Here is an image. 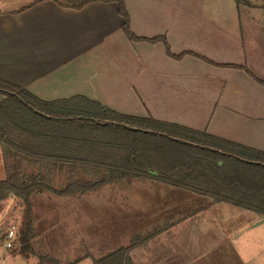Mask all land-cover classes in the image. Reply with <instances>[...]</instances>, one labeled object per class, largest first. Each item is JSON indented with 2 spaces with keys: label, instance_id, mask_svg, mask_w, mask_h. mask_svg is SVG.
I'll use <instances>...</instances> for the list:
<instances>
[{
  "label": "crops",
  "instance_id": "1",
  "mask_svg": "<svg viewBox=\"0 0 264 264\" xmlns=\"http://www.w3.org/2000/svg\"><path fill=\"white\" fill-rule=\"evenodd\" d=\"M163 4L157 1L156 6ZM154 6L147 1L125 3L132 39L123 31L116 2L96 1L73 9L54 0H33L0 11V80L43 101L89 99L79 90L91 83L98 87L109 65L119 97L128 96L138 106L132 115L264 151V51L254 38L258 33L229 34L215 18L203 17L192 28L194 39L204 41L205 47L209 43L210 48L198 43L183 48L184 26L179 27L177 38L171 37L172 50L169 18L154 22L134 14L135 8ZM180 21L187 22L183 16ZM153 37L164 38L169 52L181 56L168 54L162 41L143 39ZM165 191L173 201L177 200L174 193L191 205L177 209L165 205L167 212L162 214L151 211L148 220L153 225L141 233L151 238L143 248L130 251L133 263L264 264L259 240L246 248L245 237L247 230H256L264 222V215L225 202L209 204L201 195L171 186ZM133 215L128 217L132 231L127 237H141L135 233L141 221ZM136 251L144 263L135 262Z\"/></svg>",
  "mask_w": 264,
  "mask_h": 264
},
{
  "label": "trees",
  "instance_id": "2",
  "mask_svg": "<svg viewBox=\"0 0 264 264\" xmlns=\"http://www.w3.org/2000/svg\"><path fill=\"white\" fill-rule=\"evenodd\" d=\"M54 1L73 9L116 2L125 35L135 38L123 0ZM143 39L162 41L168 54L181 56L169 52L164 38ZM0 96V145L7 173L0 181V201L13 197L24 203L15 238L24 256L37 236L31 205L36 192L82 196L107 185L152 179L201 195L209 204L225 202L264 215V151L179 124L118 113L84 96L43 101L1 80ZM54 168L62 170V186L48 179ZM150 238L134 236L93 264H135L130 251ZM38 264L58 261L43 255Z\"/></svg>",
  "mask_w": 264,
  "mask_h": 264
},
{
  "label": "rangeland",
  "instance_id": "3",
  "mask_svg": "<svg viewBox=\"0 0 264 264\" xmlns=\"http://www.w3.org/2000/svg\"><path fill=\"white\" fill-rule=\"evenodd\" d=\"M30 1L33 0H0V11L14 10ZM123 1L124 5L127 3L129 6L132 2H154V7L133 9L134 14L154 22L161 17L169 18L172 50L175 44L171 37L177 38L179 27L182 29L184 26L185 39L180 40L183 48H190L189 46L192 48L197 43L203 48H210L209 43L205 47L204 41L199 43L194 39L196 31L192 28L197 23V19L212 17L226 33L235 35L240 32L258 33L254 38L261 46L260 50L264 51V0ZM157 1L165 4L156 6ZM182 16L187 20L184 25L182 21L177 22V19ZM154 24L151 25L155 26ZM181 33L184 35L183 32ZM104 68L108 69L102 72L98 87L91 83V87L79 91L84 92L89 99L115 112L135 114L138 110L136 103L128 96L119 97L114 71L110 70L109 65ZM125 76L128 79V73ZM126 92L129 93V90L126 89ZM53 170L52 176L48 179L54 185L62 186L66 182L61 174L62 170L60 172L56 168ZM6 175L0 151V181L5 179ZM74 176L79 178V172L75 171ZM166 187L169 185L133 179L118 186L107 185L82 196L72 194L59 196L50 192L33 193L31 205L37 236L26 256L17 251L18 245L15 239L11 247H6L7 232L12 226L17 231L24 210V203L21 200L7 197L0 201V264H38L39 257L43 255L56 259L58 264H93L94 260L130 243L129 240L132 237L127 236H129V230L132 231L128 221L131 213L134 212L133 216H137V219L141 221L139 225L142 226L135 232L141 234L143 230H150L153 225L148 220L152 217L151 211L156 210L157 214H162L167 212L165 205L167 207L175 205L176 209L179 208L178 205H185V207L191 205V201L183 200L182 196L178 197L174 193L172 196L177 200L173 201L171 195L165 191ZM114 219L116 224L113 223ZM245 233L249 241L246 248L250 246V242L259 240L263 250L261 254L259 253V257L264 261V222L256 230H247ZM137 252L134 254L135 262L144 263L139 261Z\"/></svg>",
  "mask_w": 264,
  "mask_h": 264
},
{
  "label": "built area",
  "instance_id": "4",
  "mask_svg": "<svg viewBox=\"0 0 264 264\" xmlns=\"http://www.w3.org/2000/svg\"><path fill=\"white\" fill-rule=\"evenodd\" d=\"M15 235H16V230L15 227L12 226L7 232L6 247H11L12 243L14 242Z\"/></svg>",
  "mask_w": 264,
  "mask_h": 264
}]
</instances>
